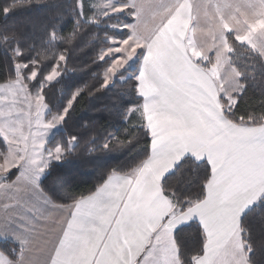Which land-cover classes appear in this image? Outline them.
<instances>
[{"label": "crops", "instance_id": "obj_1", "mask_svg": "<svg viewBox=\"0 0 264 264\" xmlns=\"http://www.w3.org/2000/svg\"><path fill=\"white\" fill-rule=\"evenodd\" d=\"M227 1L209 0L202 8L193 0L176 6L145 46L137 76L143 102L135 115L144 118L151 142L142 166L129 175L109 177L94 195L66 207L52 204L40 192H28L31 198L20 193L19 208L25 211L11 217V238L22 246L17 236L40 234L45 242L39 252L34 243L29 255L38 256L41 264L56 256L57 249L60 264H179L172 230L188 215L172 213L160 181L183 157L206 162L211 189L241 211L264 195V126L231 124L219 101L241 91L227 59L226 28L236 34L234 25L239 21L247 28L256 13L260 19L254 35L260 37L264 0H230V11L223 8ZM255 45L249 46L264 59ZM68 227L72 232L64 236ZM214 255V247L205 244L196 264H212ZM223 259L235 264L230 255Z\"/></svg>", "mask_w": 264, "mask_h": 264}, {"label": "trees", "instance_id": "obj_2", "mask_svg": "<svg viewBox=\"0 0 264 264\" xmlns=\"http://www.w3.org/2000/svg\"><path fill=\"white\" fill-rule=\"evenodd\" d=\"M48 2L64 3L67 8L64 21H57L62 34L75 31L77 25L73 19L79 20V30L75 32L76 39L68 53L67 67L61 64L56 68L63 75L50 84L44 82L45 76L57 63V55L42 44L39 30L40 23L51 14L50 9L35 0H0V84L13 81L17 76V67L27 63L23 74L36 72L35 80L27 84V89L35 92L44 83L41 94L49 109L47 116L62 112L64 116H69L66 125H63L62 119L47 148L58 147L65 153L71 144L68 139L70 132L80 137L77 148L71 155H63V162L53 168L51 175L42 182L43 194L52 203L67 206L93 194L109 176L130 174L149 157L151 136L146 122L143 117L129 115L132 108L141 106L143 102L138 92L137 76L144 50L138 51L132 67L116 72L106 90L96 91L115 57L110 55L101 59L100 55L112 46L113 39H127L129 31L118 28L134 21L131 12L127 10L90 21L92 9L84 7V16L80 19L75 13L73 0ZM227 43L228 63L237 74L241 91L231 100L219 98L222 114L236 126H264V59L232 35H227ZM65 46L67 42L61 41L57 51ZM21 51L22 56L19 54ZM80 89L83 91L76 96ZM85 124L86 128L83 127ZM105 144L109 145L107 150L103 147ZM4 151L0 139V163ZM178 163V171L171 170L160 181V188L173 211L180 214L183 213L181 206L185 200L195 201L204 194L210 169L206 162H197L188 156ZM244 226L249 227L247 223ZM251 228L257 241L253 264H264V251L259 247L264 226L257 222ZM198 231L199 226L193 222V226L185 229L179 240L174 241L176 249L177 244L180 245L177 249L179 264H193L202 256L204 246L202 248L198 242ZM244 236L247 240L248 233L245 232ZM203 239V236L199 237V240ZM13 249L20 248L10 241L0 245V252L14 261Z\"/></svg>", "mask_w": 264, "mask_h": 264}, {"label": "rangeland", "instance_id": "obj_3", "mask_svg": "<svg viewBox=\"0 0 264 264\" xmlns=\"http://www.w3.org/2000/svg\"><path fill=\"white\" fill-rule=\"evenodd\" d=\"M189 1L192 0H127L125 3L118 0H84V7L92 9V15L89 18L90 21L93 19L103 18L106 15L124 13L127 10L131 12L130 16L134 19L132 23L125 24L118 28L119 30L127 29L129 31L127 39L123 41L113 39L112 46L104 50L100 55V58L110 55L115 56L109 67L105 70L104 80L110 82L116 72L124 68L132 67L135 63L138 51L144 50L150 39L160 31L163 23L167 22L171 18L172 9L176 6L180 7L183 4L187 5ZM215 1L217 0H213V4ZM197 2L201 8L205 4H211L209 3V0H193V4H196ZM227 2V4L223 5V8L230 11L232 10L233 4L230 0ZM217 12L218 11L215 10L213 12L214 15ZM254 15V19L248 18L249 24L247 28L241 26L242 24L239 21L234 25L238 27H234V29L237 30L236 34L233 30L226 28L225 43L227 52L229 48L227 43L228 34L232 35L238 42L243 40L247 41L244 44H246L249 48L251 42L257 46V41H260V38H263L262 35L264 36V33H259L260 37L258 38L254 35V30L256 29V24L254 23L258 22L260 19L256 13H254ZM263 22L264 21L262 20V23ZM262 32H264L263 28ZM251 33H253V35H251ZM241 34L244 38L238 39L236 35ZM190 35L191 34H189L188 38H190ZM191 40L197 42V39L194 40V37H192ZM191 46L192 45L187 42V47L191 54L195 55ZM259 50H261V52L264 51V49ZM204 63L205 61H203V64ZM205 65H207V63H205ZM25 68L24 64L20 65L17 67V76L13 81L0 84V139L5 150L2 153V160L0 163V235L4 234V236H0V245H5V243H8L9 241L15 243V241L11 238L12 233L15 231L13 230L11 232L10 219L15 214L24 213L25 211V208L21 209V211L19 208V205H21L19 200L22 196L20 193L23 192L22 194L25 196L28 192L29 194L36 193L38 195V192L40 191H38L34 186L36 176L41 173L46 164L50 161H56L58 157H63L64 155V152L58 147H54L52 149L47 148L48 141L59 128L64 112L59 115L47 116L49 109L44 103L41 94V89L44 83L39 85L37 91L30 92L27 89V84L29 85L35 80L34 78L36 72L32 71L31 73L24 75L23 72ZM208 71L211 74L214 72L217 73V71H214L213 69H209ZM57 72L56 68H53L51 72L45 76L44 82H46V84L54 82L58 77ZM217 78L218 76L215 75L214 80L217 84H219L220 88L221 84L217 81ZM238 87H240L239 84ZM137 108L139 107L132 108L129 111V115L136 114L138 111ZM103 184L89 196L94 195L103 186ZM29 194H27V196L31 198ZM41 194L49 200L43 193ZM49 202L51 201L49 200ZM74 203L75 202L67 206L73 205ZM171 211L174 214H178L173 211L172 207ZM11 222H13V220ZM55 228L56 227H51V229ZM69 232H72L71 227L66 228L63 235L68 236ZM8 234L10 235L8 236ZM18 246L21 248L20 245ZM220 258L221 257L217 260Z\"/></svg>", "mask_w": 264, "mask_h": 264}, {"label": "snow or ice", "instance_id": "obj_4", "mask_svg": "<svg viewBox=\"0 0 264 264\" xmlns=\"http://www.w3.org/2000/svg\"><path fill=\"white\" fill-rule=\"evenodd\" d=\"M31 2V0H30ZM36 3L41 4L43 7L50 9L51 14L40 23L39 30L42 33L41 42L48 46V50L51 53L57 55V63L55 68H59L61 64L67 67L68 53L71 46L74 45L76 35L75 32L79 30V20L73 19V23L77 25L75 31H70L66 35L62 34L60 30V24L57 23L64 21L67 15V8L64 3H53L50 4L48 0H35ZM74 10L80 19L84 16V0H73ZM6 39V38H5ZM61 41H66L67 46L57 51V47ZM257 48L264 49V40L257 41ZM21 56L23 52L19 53ZM31 60V57L28 58ZM103 59V57H101ZM27 67V63H25ZM73 69H69L72 71ZM63 72H57V76H62ZM243 75V73H238ZM108 81L104 80L96 91L106 90L108 87ZM83 89L77 91L76 96H79ZM69 116L63 117V125L67 124ZM61 125V126H63ZM87 127V124L83 125ZM68 139L71 141L69 150L65 151L64 155H71L72 152L77 148V143L80 139L79 135L75 132H70ZM105 150L108 149L109 145H103ZM63 162V157H58L56 161H50L45 165V168L41 171L35 179V188L43 193L42 182L47 179L53 168ZM179 163L173 166L172 171H178ZM211 179L207 181L205 185L204 194L201 197H197L195 201L185 200L181 206V211L187 210L188 218L177 224L172 230V239L178 241L180 234L185 230L193 226V222L199 226L197 232L198 242L202 245H212L215 249V255L212 259V264H232V261L224 260V256L230 255L233 258L235 264H253V255L256 251V243L252 232L251 225L259 223L264 226V197L254 200L243 211L239 210L238 207L229 204L226 200L220 199L217 194L211 189ZM249 227L245 228V224ZM248 233V238L245 240L244 233ZM203 236V240H199V237ZM21 242V248L19 250L13 249L12 255L16 257L13 261L6 253L0 252V264H41V261L37 257L29 255L32 249V245L35 243L37 251H40V245L44 243V239L40 234H34L31 237L21 238L16 237ZM226 246H230L225 251ZM259 247L264 251V236L259 240ZM180 245L177 244L179 250ZM179 255V251L177 252ZM60 255L59 249H57L56 256H53L47 261V264H60L57 257ZM237 255L239 258L237 259ZM221 257L219 260L216 257ZM148 257H145L147 260ZM143 264V262H142ZM196 264V261H193Z\"/></svg>", "mask_w": 264, "mask_h": 264}]
</instances>
